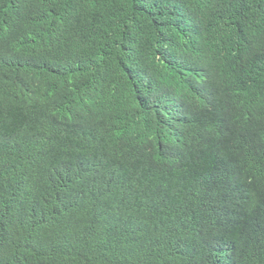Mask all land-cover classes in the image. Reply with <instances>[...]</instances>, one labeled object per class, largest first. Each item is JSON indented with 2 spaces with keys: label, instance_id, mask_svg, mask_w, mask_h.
I'll return each instance as SVG.
<instances>
[{
  "label": "trees",
  "instance_id": "trees-1",
  "mask_svg": "<svg viewBox=\"0 0 264 264\" xmlns=\"http://www.w3.org/2000/svg\"><path fill=\"white\" fill-rule=\"evenodd\" d=\"M0 264H264V0H0Z\"/></svg>",
  "mask_w": 264,
  "mask_h": 264
}]
</instances>
